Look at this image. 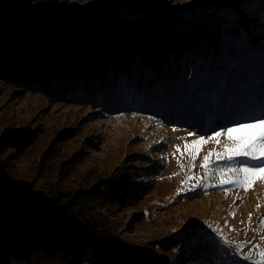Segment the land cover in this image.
<instances>
[{
    "label": "trees",
    "instance_id": "16d2710c",
    "mask_svg": "<svg viewBox=\"0 0 264 264\" xmlns=\"http://www.w3.org/2000/svg\"><path fill=\"white\" fill-rule=\"evenodd\" d=\"M60 2L0 0V97L13 95L35 119L0 136V154L8 143L15 149L0 155V264H207L217 243L196 229L124 245L105 210L137 207L134 218L154 220L163 209L156 196L173 191L177 176H162L157 143L137 150L141 141L92 123L111 119L107 112H136L167 126L192 117L205 132L235 121L241 108L264 111V70H257L264 49L253 46L264 32V0L243 12L254 13L246 24L198 18L179 34L155 7H132L141 18L87 22ZM249 48L253 71L243 58ZM197 83L217 97L207 107L188 102ZM38 136L44 150L33 147ZM79 137L69 154L61 151Z\"/></svg>",
    "mask_w": 264,
    "mask_h": 264
},
{
    "label": "rangeland",
    "instance_id": "374dc122",
    "mask_svg": "<svg viewBox=\"0 0 264 264\" xmlns=\"http://www.w3.org/2000/svg\"><path fill=\"white\" fill-rule=\"evenodd\" d=\"M60 1L70 9L79 12L82 18H94L100 15L109 18L115 15L141 18V13L133 11L132 7H155L160 20L170 22V28L174 34L181 33L182 25L194 23L198 18L220 19L219 23L221 21L231 22L232 26L237 22L246 24L249 21L248 18H251L254 13H251L247 18L242 17L243 12L259 8V6H255L259 0H239L238 9L233 6L235 5L234 0ZM156 3L158 4L156 5ZM259 9L263 10L264 7ZM261 20V24H264V18ZM250 27L253 26L245 25L246 29ZM253 41V46L264 49V32L254 35ZM251 50L253 49L249 48L243 58L246 62L250 61V63H246V66L250 71H253L255 66L251 64ZM259 53L258 58L262 56V61L257 70L262 72L264 70V50ZM252 57L255 55L253 54ZM259 80L262 81L261 78ZM195 86L199 87H191L186 95L188 102L193 105H197V101L202 100V106L207 107L209 99L217 98L211 95L210 89L203 92L202 83H197ZM12 96L8 100L0 97V136L7 130H25L35 120L24 105L11 101ZM250 109H239L238 113H242H235L234 120H247L252 114ZM133 113L136 112H122L119 115L115 112H107V118L112 117L111 119L103 118L93 122L92 125L96 126L97 131H105L111 137L125 138V141H129L130 138L137 142L141 141L142 144L135 146L137 150L138 148H141V151H144L145 148L155 150V147L152 149L151 146L157 143L159 149L155 150L154 154L156 157L162 158L165 164L162 176L176 175L178 182L169 194L156 196V206L163 207V209L154 220L144 221L141 218H134V214L141 212L137 207H129L125 210L120 208L105 210L109 218L114 221V230L120 235L124 245L130 248L146 246L149 240L189 228V230L196 229L210 235L217 243L218 255L215 257H220V259L214 257L207 264H261L260 252L264 251V222H261V218L264 217V175L257 177L250 188L242 187L240 184H221L220 172L215 170L221 169L229 163L215 158V152L222 151V146L217 145L215 141H209L200 148L198 153H195L194 148L186 147V143L190 145L193 140L198 139L200 134L211 135L210 129L201 132L195 127L192 117L187 118L184 125L167 126L156 121L153 116L140 115L139 113L133 115ZM92 127L88 129L92 130ZM190 132L197 135H188ZM81 139V137L71 139L70 144L65 141L60 146L61 151L69 154L73 144ZM220 140L226 142L227 137L221 136ZM36 144L39 149L42 147L41 150L46 145L42 136L36 137L33 147ZM11 145L14 144H6L0 154L1 157L8 159L10 157L8 153L15 152L10 151L15 150L14 147H10ZM177 145L180 146L179 150H177ZM75 148H79V145H75L73 149ZM39 149L33 150L32 157ZM210 151H212V155L209 156V167L213 171L206 173L201 165L204 162V157L209 155ZM95 154L103 155L98 151ZM194 154L195 160H193ZM15 164L23 169V163H19L17 160ZM224 175L227 177L232 173L225 172ZM189 176L192 179H189ZM120 206L122 208V205ZM249 214H251V218H249ZM238 246L239 251H236ZM245 256H249L251 259L245 260Z\"/></svg>",
    "mask_w": 264,
    "mask_h": 264
},
{
    "label": "snow or ice",
    "instance_id": "6c2138e0",
    "mask_svg": "<svg viewBox=\"0 0 264 264\" xmlns=\"http://www.w3.org/2000/svg\"><path fill=\"white\" fill-rule=\"evenodd\" d=\"M188 135L197 134L190 132ZM221 136H226L227 141L222 142ZM209 141H215L217 145L222 146V151L215 152L216 160L229 162L223 168L215 170L220 172L221 184H240L242 187L250 188L257 177L264 175V111L259 114H250L249 118L244 121H232L230 125L219 127V130L212 129L211 135L200 134L198 139L193 140L190 145L186 143V147L194 148L195 153H198L200 148ZM176 147L179 150L180 146ZM212 151L204 157V162L201 165L206 173L213 171L209 167V156L212 155ZM195 158L194 154L193 160ZM225 172H230L232 175L225 177ZM189 179L192 177L189 176ZM249 218H251V214H249ZM261 222H264V217L261 218ZM236 251H239V246ZM260 257L261 264H264V251L260 252ZM244 259L248 260L251 257L245 256Z\"/></svg>",
    "mask_w": 264,
    "mask_h": 264
},
{
    "label": "water",
    "instance_id": "95a60500",
    "mask_svg": "<svg viewBox=\"0 0 264 264\" xmlns=\"http://www.w3.org/2000/svg\"><path fill=\"white\" fill-rule=\"evenodd\" d=\"M108 18H109V17H108ZM110 18H113V19H114V17H110ZM113 19H112V20H113ZM84 20L87 21V22H91V19H89V18H85Z\"/></svg>",
    "mask_w": 264,
    "mask_h": 264
}]
</instances>
